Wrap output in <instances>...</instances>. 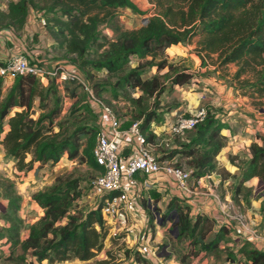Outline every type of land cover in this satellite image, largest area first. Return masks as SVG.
<instances>
[{"label": "trees", "instance_id": "16d2710c", "mask_svg": "<svg viewBox=\"0 0 264 264\" xmlns=\"http://www.w3.org/2000/svg\"><path fill=\"white\" fill-rule=\"evenodd\" d=\"M37 1H9L5 11L0 12V23L7 21L6 28L21 31L29 9L42 14L51 11L53 25H47V28L57 41V47L67 56L74 55L82 70L101 71L108 78H115L113 85L107 81L92 88L97 96H101L106 86L115 98L120 92L125 93L131 110L130 120L124 128L140 120L147 141L156 138L149 128L156 117L159 97L193 77L180 65L168 63L166 58L158 60V57L171 47L192 43L195 38H198L195 48L198 57L215 56L214 65L221 69L230 64L236 66L230 77L231 87L241 97L249 99L256 110H261L264 99V0H149L153 8L148 11L151 15L147 20L137 29L118 30L113 41L102 37L100 26L111 24L120 10L147 14L139 11L131 0H40L42 6ZM91 53L95 57L91 58ZM145 68L167 71L161 76H147ZM3 81L0 77V146L5 156L14 159L17 171H31L36 163L54 165L65 155L69 161L81 159L97 171L92 150L99 129L97 116L89 104L77 98L71 101L70 117L83 109L90 120L88 126L73 122L70 129L67 127L69 118L56 122L61 112V99L52 84L44 86L40 79L31 75L16 76L3 95ZM135 91L140 95L133 97L130 92ZM71 97H74L73 91ZM50 101L53 103L51 109ZM206 111V118L187 136L186 143H180V148L163 156L189 158L195 180L216 172V159L225 146L220 133L228 128L214 113ZM253 179L264 185V148L255 143L249 146V161L233 199L237 200L241 188ZM0 188L1 196L7 201L6 211L2 214L8 224L4 227L5 245H9L12 255L28 259V264H65L87 262L102 252L108 236L101 213L102 203L95 208L78 209L83 188L77 180L61 181L59 176L50 187L34 193L32 200L43 209V215L29 224L21 236L24 224L19 217L21 198L9 179L2 180ZM250 196L242 193L244 200ZM260 196L264 198V194ZM175 200L162 215V221L175 216L171 227L172 230L177 228L176 236L173 234L175 240L190 238L192 244L199 246L206 255L217 251L229 230L222 226L214 238L204 241L211 229V221L198 215L191 224L188 210ZM260 210L264 212V204ZM130 253L136 263H147L138 251L123 252L126 257ZM238 254L249 264H264V252L248 242L238 249Z\"/></svg>", "mask_w": 264, "mask_h": 264}, {"label": "crops", "instance_id": "0c3cea01", "mask_svg": "<svg viewBox=\"0 0 264 264\" xmlns=\"http://www.w3.org/2000/svg\"><path fill=\"white\" fill-rule=\"evenodd\" d=\"M8 2L9 0H0V10L5 11ZM125 13L128 20L132 18V16L134 18L132 23L131 20H129L130 23H126L125 27L130 29H137L140 27L142 21L140 22L138 19L145 18L144 15H132L129 11H126ZM57 46V41L53 39L49 32H47L46 27H42L39 24L34 13H28L25 26L21 31H15L9 28L0 29L1 62L7 60L11 54L23 52L24 55L32 61L38 60L47 67H56L58 64H61V59L58 58L55 50L57 49L64 53V51ZM179 46L180 45L167 49L165 54L170 55L169 58H186L187 54L185 55L184 52L187 53L186 50H188V46H186V50H175ZM182 64L183 68H186V71L193 75L192 79L182 86H176L172 90L166 91L159 97L156 117L153 119L149 128V132L156 136L155 141L161 143V147L158 150L160 156L163 157L170 151L180 148L181 144L186 143V141L181 142L178 138L171 139L168 128L170 123L178 115L188 116L197 108L210 110L222 123H225L228 126L227 129L222 130L220 133L225 139V146L216 159V172L211 175H206L199 180L192 178L196 185V194L189 198L180 197L178 190L163 173H159L158 175H148L147 181L153 183V189L150 191L153 198L162 201L166 193L173 194V200L176 199L175 203L180 207H183L186 211L188 210V218L191 221V224L194 223L198 215H201L203 219L206 218L210 220L212 224L211 229L206 233L204 239V241H207L208 237L210 235L215 236L220 228L217 207L215 201L210 196L211 190H218L225 199L232 200L236 210L243 212L248 219H252V222L254 220L255 222L261 223L264 214L254 211L255 207L252 205L254 198L249 197L247 200H244L242 198V192L237 196V200L233 199V197L235 188L249 161V146L255 143L264 148V121L262 123V118L254 116V111L248 99L241 97L232 87H230V85H226L220 81V84L223 85L219 86L212 82L211 79L204 77L206 75L205 71L209 69L203 67L197 68L196 71H193L194 67L188 65L185 60L182 61V63H178L180 66H182ZM78 73L84 79L83 75L80 72ZM13 80V78L8 77L5 82L4 79L2 89L3 95L11 87ZM138 95H140V93H137L133 97H137ZM224 113H226V116H223L225 115ZM125 120L127 119L125 118ZM0 157H7L1 146ZM29 159L30 157L27 158V161ZM165 159H173L179 166H183L190 171L192 170L188 163L189 158H180L179 155H175L171 158L165 157ZM6 161L10 162L13 166L11 169L14 173V178L11 180L14 183L17 195L21 198L19 217L23 220L26 218V223L31 224L43 215V209L33 202L32 195L50 187L54 183L56 177L62 176L71 168L70 166L72 163L68 161L67 156L65 155L54 165L51 163L45 165L36 163L31 171L26 172L17 171L13 158L9 157ZM145 177V175L136 177L134 181L136 184L134 185H137V188H128L127 192H137L143 200L146 194L141 188H139L138 183L145 179ZM259 182L258 179H253L246 183L241 188V191L245 187L254 186ZM129 194L130 193H128V198H130ZM84 195H86V192H83V197ZM155 195L157 196L155 197ZM92 201L93 199H87L84 201L82 198L78 203V209L85 207V204L88 205L89 208H85L84 210L91 209L94 205V201ZM4 206V208L7 207V201ZM143 210L144 208L130 207L129 225L131 229L124 233L115 234L113 227L107 224V238L108 240H111L110 244L112 249L110 250V247L104 243L102 252L93 260L80 263H88L99 259V257H101V259L107 257V259L113 258V263L116 260H119L118 263L121 264H138L135 262L132 253H130L128 257L123 254V252L128 250L138 251L140 256L147 260L146 264H181L176 254L170 253L169 260H162L159 258L160 256L154 254L155 249H153V246L154 244H159L163 238V233L156 231V227H152V225L154 226L152 220H150L147 228L143 231L140 230V220L142 216L147 213L146 210ZM243 210H245V212ZM171 235L173 238V234ZM148 236L151 237L150 240H148ZM186 240L187 239L184 238L181 242V245L183 246L181 253L183 255L188 253L187 247L184 245V241ZM172 241L175 242L173 239ZM245 242L250 243L251 246L261 251L257 244H253L251 241L244 238H239L238 236L231 234L229 230L226 238L220 244L218 250L215 251H222V253H220L221 255L218 256V259H215L212 253L206 255L201 251V255L204 256L202 261L199 262V258L202 257L200 255L197 259L190 258L189 263L249 264L238 254V249ZM110 252H113V255ZM107 259L101 262L108 264ZM99 263L100 261H98L97 264Z\"/></svg>", "mask_w": 264, "mask_h": 264}, {"label": "built area", "instance_id": "2783aa9c", "mask_svg": "<svg viewBox=\"0 0 264 264\" xmlns=\"http://www.w3.org/2000/svg\"><path fill=\"white\" fill-rule=\"evenodd\" d=\"M33 13L39 24L46 27L43 14L36 11ZM27 75L34 76L41 82L49 80L59 84L73 83L87 94L88 104L97 116L99 129L92 150L98 169L88 185L90 191L84 198L93 199L92 208L102 203L101 213L106 227L107 224L111 225L115 234L130 230L129 211L132 206L147 211L140 220V227L147 228L149 224L146 219H149L156 228L170 229L175 216L171 218L169 216L162 221V215L167 211V206L173 201L174 195L166 193L162 201L153 198L150 194L153 183L147 181V176L163 173L178 190L180 197L189 198L196 194L191 171L179 166L173 159L161 158L158 151L161 143L155 140L147 141L146 134L141 131L140 120L124 128L128 120L119 118L102 99L96 97L92 88L75 69H69L63 64L47 67L38 60L32 61L23 52L11 54L7 60L0 61V77L3 79ZM206 115L205 108H197L188 116L178 115L169 125L170 138H178L185 142L187 136L204 121ZM144 175L145 179L138 183L139 188L146 194L142 200L137 192H127V189L137 188V185H134L135 178ZM210 194L217 207L220 227L224 226L231 234L260 245L261 251L264 252V217L261 223L254 220L252 222V219H248L243 212L237 211L233 201L225 199L221 192L211 190ZM147 238L151 239L150 236Z\"/></svg>", "mask_w": 264, "mask_h": 264}, {"label": "rangeland", "instance_id": "374dc122", "mask_svg": "<svg viewBox=\"0 0 264 264\" xmlns=\"http://www.w3.org/2000/svg\"><path fill=\"white\" fill-rule=\"evenodd\" d=\"M40 1V0H38ZM37 1V2H38ZM132 3L137 7V9L141 12L147 13L146 15H144L145 18H139L138 20H140V22L142 21V23H144L147 18L151 15L148 14V11L151 10L153 7L152 5L149 3V0H131ZM39 5L42 6L43 2H39ZM39 10V8L37 9ZM4 10H0V12H3ZM35 9H29V12L33 14V12H35ZM40 11V10H39ZM126 11L124 10H120L118 12V15L116 17V19L111 23V24H106V25H102L100 26V30H101V35L102 37L106 38V40L108 41H113L115 40L116 36H117V31L118 30H122V29H130L125 27L126 23H130L129 20L132 21L134 20L133 16L132 18H130L128 20V17L125 13ZM131 13V12H130ZM132 15H136L131 13ZM149 15V16H148ZM43 17L46 20V23L49 27H52V21H50V19H54V15L51 11L46 10L45 13L43 14ZM137 19V18H136ZM7 21L0 23V29H4L6 28V24ZM46 30L48 32V28L46 26ZM198 38H195L192 43H189L188 45V50H186V46L185 45H180L179 47H177V49L175 50H182L185 49L187 51L184 52V54H187L186 58H179L175 57V58H169L170 55L164 54L163 56H159L158 60L162 59V58H166L168 63H171L173 65H178V63H182V61H186L188 65H190L191 67H194L193 71H196L197 68H203L205 67L206 70L205 71V76L208 79H211L212 82L216 83L217 85H223L220 84V81H222V83H225L226 85H230L229 82L231 75L236 71V66L233 64H230L226 67L221 68H217L214 63H216L215 60V56H212L211 58H206L204 56L198 57V55L196 54V41ZM55 52L57 53V56L59 59H61V64L66 65L69 69H75L76 71L80 72L85 81L88 83L89 87H93L96 84H104L105 82L109 81L110 85H113L115 83V78H108L107 75H105L103 72L101 71H96V70H90V69H84L82 70L79 67V62L77 61V58L74 55H65V53H62L59 50H55ZM98 53H101V50L98 51ZM95 57L94 53H91V58ZM176 61V62H174ZM183 68V64L182 66H180ZM186 69V68H184ZM187 70V69H186ZM166 69L163 71L158 72V70H156L155 68H145L144 73L147 76H153V75H164L166 73ZM229 78V79H228ZM5 78V82H6ZM42 84L44 86H48L50 84H52L57 91V95L60 97L61 99V112L59 117L56 119V122H60L66 118H69L70 121L67 125V127H69L70 129H72L71 124H73V122L78 123V125L81 126H88L90 117L89 114L86 113L83 109L78 110L74 116L70 117V111H71V101L74 98H77L79 101H83L84 103L88 104L87 101V94L85 93V91H83L78 85H75L73 83H55L54 81H49V80H42ZM109 86L105 87V91L102 92L101 96H97L92 88V92L93 94L102 99V101L108 105L113 112L121 119H127L128 121L130 120V116H129V112L131 110V106L128 103V99L126 97V95L124 96L123 93H119L117 98H115L112 94V92L108 91ZM231 87V85H230ZM71 91H73V98L71 97ZM75 92V93H74ZM132 96H135L137 93H139L138 91L135 92H130ZM123 96V97H122ZM130 96V97H132ZM129 97V95H128ZM130 99V98H129ZM249 103L250 100L248 99ZM263 105L261 106V110H256L250 103L253 111H254V116L258 117V118H262V123L264 121V99H263ZM53 107V103L52 101H50L49 103V109H51ZM226 116V113H224ZM128 124V122L125 123V125ZM57 130V129H55ZM9 158L4 157L1 158L0 157V186L2 184V180L4 179H9L12 182V178H14V173L12 172L13 166L11 165L10 162H7L6 159ZM69 161V160H68ZM71 162V168L65 172L62 176H60L61 181L70 179V180H77L81 187L83 188V192H89L90 189L88 188V185L90 183V181L93 179V177L95 176L96 172L91 169L90 167H88L86 164H84L82 162L81 159H77V160H73V161H69ZM5 169V170H4ZM85 188V189H84ZM243 194H246L249 196L251 195L252 198H254V201L252 202V205L255 207L254 211L260 213V214H264V212H262L260 210L261 205L264 204V198L260 195L264 194V185L259 182L254 186H247L242 190ZM86 196V195H85ZM84 196V197H85ZM250 196V197H251ZM83 197V200H87ZM256 198V199H255ZM95 200V199H94ZM262 201V203H261ZM93 202V201H92ZM6 203V199L3 198L1 196V188H0V236H2L0 238V264H28L29 261L28 259L24 260L20 257H18L16 254L12 255V252L10 250L9 245H5V240H6V235H5V228L8 224L5 221L4 217L2 216V214L6 211V208H4ZM260 203V204H259ZM83 207V206H81ZM85 208H89L88 205L85 204V207H83L82 209ZM145 211V210H143ZM245 212V210H243ZM264 217V215H263ZM254 219V218H253ZM147 223L149 224V219ZM28 225L26 223V218L24 219V224L22 225V228L20 230V236L22 234V232L26 229H28ZM152 227L154 228L155 226L152 225ZM172 227V225H171ZM170 227V229H162L161 227L156 228L158 232H162L163 233V238L162 240L159 242V244H154L153 249L154 250V254L160 256L159 258L162 260H169L170 259V253L176 254L181 262V264H191L189 263L190 258L193 259H197L199 258V256L201 255V250L199 246H195L194 244H192L191 239L190 238H186L187 240L184 241V245H186L187 247V251L188 253H186L185 255H183L181 253V251L183 250V246L181 245V242L183 241L184 238L175 240L174 237L172 238V235L170 234V231L172 230V228ZM140 230H144V227L142 226L140 228ZM152 232V231H151ZM155 232V231H154ZM153 232V233H154ZM214 236L210 235L207 239V241L211 240ZM175 240V242L172 241ZM105 245L109 246L110 250L112 249L111 247V240L108 238H106V240L104 241ZM261 249V246L258 245ZM196 247V248H195ZM226 250V249H225ZM113 255V252H110ZM220 253H222V251H218V252H213L212 255L214 256L215 259H218V256L221 255ZM202 256V255H201ZM177 258V259H178ZM204 258V256H202L201 258H199V262L202 261V259ZM99 257V259L88 262V263H80L78 261H74L72 263H65V264H97L98 261H105L107 259L106 258H102ZM108 264H121L118 263L119 260H116L113 263V258L111 259H107ZM111 262V263H110Z\"/></svg>", "mask_w": 264, "mask_h": 264}, {"label": "water", "instance_id": "95a60500", "mask_svg": "<svg viewBox=\"0 0 264 264\" xmlns=\"http://www.w3.org/2000/svg\"><path fill=\"white\" fill-rule=\"evenodd\" d=\"M170 233L171 234H174L176 236V234H177V228H174Z\"/></svg>", "mask_w": 264, "mask_h": 264}]
</instances>
